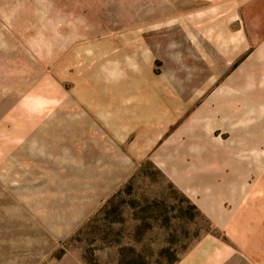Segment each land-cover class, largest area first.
Instances as JSON below:
<instances>
[{
	"label": "rangeland",
	"instance_id": "1",
	"mask_svg": "<svg viewBox=\"0 0 264 264\" xmlns=\"http://www.w3.org/2000/svg\"><path fill=\"white\" fill-rule=\"evenodd\" d=\"M211 234L264 264V0H0V264Z\"/></svg>",
	"mask_w": 264,
	"mask_h": 264
},
{
	"label": "crops",
	"instance_id": "2",
	"mask_svg": "<svg viewBox=\"0 0 264 264\" xmlns=\"http://www.w3.org/2000/svg\"><path fill=\"white\" fill-rule=\"evenodd\" d=\"M226 241L214 235H207L198 243L195 249L184 257L179 264H205L216 259L226 249Z\"/></svg>",
	"mask_w": 264,
	"mask_h": 264
}]
</instances>
